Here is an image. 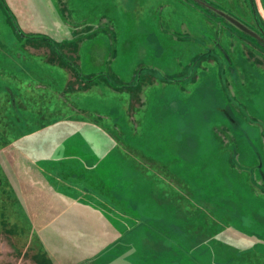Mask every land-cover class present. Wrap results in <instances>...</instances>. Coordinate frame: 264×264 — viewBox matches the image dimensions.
Returning <instances> with one entry per match:
<instances>
[{
  "label": "rangeland",
  "instance_id": "obj_1",
  "mask_svg": "<svg viewBox=\"0 0 264 264\" xmlns=\"http://www.w3.org/2000/svg\"><path fill=\"white\" fill-rule=\"evenodd\" d=\"M0 1V264H264V0Z\"/></svg>",
  "mask_w": 264,
  "mask_h": 264
},
{
  "label": "crops",
  "instance_id": "obj_2",
  "mask_svg": "<svg viewBox=\"0 0 264 264\" xmlns=\"http://www.w3.org/2000/svg\"><path fill=\"white\" fill-rule=\"evenodd\" d=\"M191 226H193L192 225V223H191ZM132 229V228H131ZM156 229H159V227H157ZM209 233V232H208ZM224 232H223V238H224ZM151 234H145L144 235V237L142 238V239H140L141 241L140 242H142V241H149V242H155V241H162L161 239H159L160 237H159V235H153L152 237L150 236ZM226 237V236H225ZM204 240L207 242V241H212V236H210V234H206V235H204ZM195 241H199V238L198 237H196V236H193V237H191V238H189V242H195ZM163 242V241H162ZM254 247V246H253ZM252 246L251 247H248V251L245 253V254H243V262L245 263V261H247L248 260V258H254V260L256 261V260H258L259 259V253L258 252H256V250L253 248ZM256 253H258V254H256ZM245 255H247V256H245ZM138 259V260H137ZM137 259H134L133 260V257H131L129 260H132V261H135V262H139V261H142L143 262V260H144V258L143 259H141V258H139V256H138V258ZM242 260H241V262H242ZM247 263V262H246Z\"/></svg>",
  "mask_w": 264,
  "mask_h": 264
},
{
  "label": "water",
  "instance_id": "obj_3",
  "mask_svg": "<svg viewBox=\"0 0 264 264\" xmlns=\"http://www.w3.org/2000/svg\"><path fill=\"white\" fill-rule=\"evenodd\" d=\"M207 6H208L209 8H211V9L214 8V7H211V6H209V5H207ZM214 10H216V11H217L221 16H223L224 18H227L230 22L233 23L234 26H237L238 28L247 31V33L256 36L257 38L261 39L262 42H264V38L260 37L259 34H257V33L254 32L253 30H252V31L249 30V29L247 28V26H245V25L242 24L241 22L236 21L235 19H233V17L227 15V13L224 14L223 12H220L218 9H215V8H214Z\"/></svg>",
  "mask_w": 264,
  "mask_h": 264
},
{
  "label": "trees",
  "instance_id": "obj_4",
  "mask_svg": "<svg viewBox=\"0 0 264 264\" xmlns=\"http://www.w3.org/2000/svg\"><path fill=\"white\" fill-rule=\"evenodd\" d=\"M1 5L4 7V9H5L6 13H7V18H8V20H9V22L11 23L12 27L15 29V26L13 25L14 23L12 22V18H11L10 14H9V11H8L7 8L5 7V5L2 3V1H0V6H1ZM48 45H49V43H48ZM49 47H50L51 52H53V51H52V45H49Z\"/></svg>",
  "mask_w": 264,
  "mask_h": 264
}]
</instances>
